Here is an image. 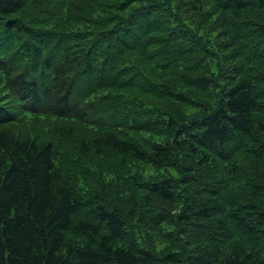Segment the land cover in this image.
<instances>
[{"label":"trees","instance_id":"16d2710c","mask_svg":"<svg viewBox=\"0 0 264 264\" xmlns=\"http://www.w3.org/2000/svg\"><path fill=\"white\" fill-rule=\"evenodd\" d=\"M0 264H264V0H0Z\"/></svg>","mask_w":264,"mask_h":264},{"label":"water","instance_id":"95a60500","mask_svg":"<svg viewBox=\"0 0 264 264\" xmlns=\"http://www.w3.org/2000/svg\"><path fill=\"white\" fill-rule=\"evenodd\" d=\"M13 23V19H8L7 21H6V25L8 26V25H10V24H12Z\"/></svg>","mask_w":264,"mask_h":264},{"label":"rangeland","instance_id":"374dc122","mask_svg":"<svg viewBox=\"0 0 264 264\" xmlns=\"http://www.w3.org/2000/svg\"><path fill=\"white\" fill-rule=\"evenodd\" d=\"M51 122V121H50Z\"/></svg>","mask_w":264,"mask_h":264}]
</instances>
